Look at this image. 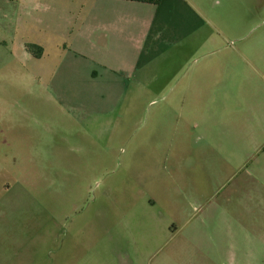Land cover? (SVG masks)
Segmentation results:
<instances>
[{
	"label": "rangeland",
	"instance_id": "obj_1",
	"mask_svg": "<svg viewBox=\"0 0 264 264\" xmlns=\"http://www.w3.org/2000/svg\"><path fill=\"white\" fill-rule=\"evenodd\" d=\"M19 2L0 0V264H264V145L222 142L198 108L222 95L180 94L172 51L123 81L83 60L36 79L46 35L14 26ZM211 2L264 65V0ZM263 75L245 66L235 117L257 143Z\"/></svg>",
	"mask_w": 264,
	"mask_h": 264
},
{
	"label": "crops",
	"instance_id": "obj_2",
	"mask_svg": "<svg viewBox=\"0 0 264 264\" xmlns=\"http://www.w3.org/2000/svg\"><path fill=\"white\" fill-rule=\"evenodd\" d=\"M211 1L22 0L15 10L13 23L20 30L45 32L46 40L35 43L41 45L47 65L37 71L35 78L56 85L64 79L61 70L65 61L67 64L80 63V60L92 62L106 73L123 77V81L139 70H147L172 51L180 67L177 76H183L188 69L192 72L188 83L177 87L180 94L216 96L220 93L222 103L206 102L198 107L199 112L220 110L222 142L230 138V131L237 132L238 138L232 142L237 149L242 143L245 153L252 147L258 149L260 143L264 145L251 138L245 140L246 132L235 120L245 66L248 64L264 73V65L254 51L250 53L246 49L240 26L228 25L227 20H222L224 16H238L241 11L215 8ZM209 65L219 70L218 76L210 71L213 68L206 70ZM49 86L48 82L45 88ZM204 122L205 128H209ZM259 129H264V122ZM138 225H143L142 219Z\"/></svg>",
	"mask_w": 264,
	"mask_h": 264
},
{
	"label": "trees",
	"instance_id": "obj_3",
	"mask_svg": "<svg viewBox=\"0 0 264 264\" xmlns=\"http://www.w3.org/2000/svg\"><path fill=\"white\" fill-rule=\"evenodd\" d=\"M136 1V0H135ZM137 1H141V2H153V0H137ZM33 47H35L36 48V50H37V53L35 54L37 57H41L42 56V54H43V49L42 48H40V47H37V46H33Z\"/></svg>",
	"mask_w": 264,
	"mask_h": 264
}]
</instances>
